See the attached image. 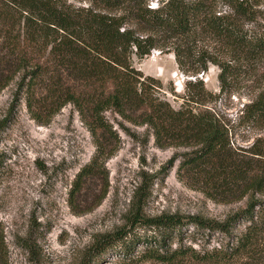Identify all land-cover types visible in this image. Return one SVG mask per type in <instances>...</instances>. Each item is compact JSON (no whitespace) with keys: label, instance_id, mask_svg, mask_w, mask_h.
<instances>
[{"label":"trees","instance_id":"trees-1","mask_svg":"<svg viewBox=\"0 0 264 264\" xmlns=\"http://www.w3.org/2000/svg\"><path fill=\"white\" fill-rule=\"evenodd\" d=\"M152 1L93 0L76 5L66 0H0V92L18 78L3 122L23 94L32 118L40 124L67 104L75 106L96 151L78 172L72 197L90 178L104 173L106 161L120 148L118 129L106 115L114 111L122 118L119 127L134 139L145 144L148 135L141 139L124 121L147 125L160 147L188 148L176 152L160 174L179 160L178 177L207 197L224 203L247 199L244 207L223 220L171 212L147 215L156 174L143 171L127 223L96 236L81 264H91L94 257L117 247L124 264H264V136L246 148L235 146L232 127L216 112L208 107L174 108L160 96L162 80L134 64V56L142 59L155 48L174 52L179 68L193 75L214 63L225 90L245 65L264 60V0H158L156 6ZM190 62L196 66L190 68ZM187 87L191 101L206 105L211 92L202 79L189 80ZM242 111L241 117L252 127L264 121V86ZM108 191L106 175L88 209L99 205ZM242 222L247 223L246 230L234 235L233 229ZM190 226L220 232L226 243L203 250L188 245ZM21 243L35 255L31 236ZM7 263L0 222V264Z\"/></svg>","mask_w":264,"mask_h":264},{"label":"rangeland","instance_id":"rangeland-1","mask_svg":"<svg viewBox=\"0 0 264 264\" xmlns=\"http://www.w3.org/2000/svg\"><path fill=\"white\" fill-rule=\"evenodd\" d=\"M66 1L89 5L93 0ZM157 1L153 0L151 5L156 6ZM134 64L145 74L162 80L160 96L174 108L208 107L216 112L232 127L235 146L246 148L256 138L264 136V121L252 127L241 117L244 105L264 86V60L245 65L238 79L225 90L219 80L220 69L214 63H209L207 71L193 75L179 68L174 52L155 48L142 59L134 56ZM193 65L196 66L190 62L188 66L192 68ZM197 79H202L211 92L206 105L189 98L187 82ZM17 80L0 92V222L7 245V264H81L96 236L115 231L127 223L134 191L143 171L156 174L145 206L147 215L171 212L223 220L246 205V198L217 202L190 187L178 177L179 160L172 169L160 174V169L176 152L188 148L160 147L147 125L124 121L141 139L148 135V142L144 144L119 127L122 118L114 111L106 115L118 129L120 148L106 161L104 173L90 178L82 191L72 197L78 172L96 151L92 133L72 103L64 106L48 123L40 124L32 118L25 94L5 124L3 120L8 116ZM106 175L109 181L106 197L99 205L88 209L100 193ZM246 227V222L238 224L233 234L240 235ZM138 231L145 233L146 230L140 228ZM27 236L36 242L33 256L21 243ZM185 238L186 244L199 250L219 247L227 240L220 232L210 234L194 226L189 227ZM91 262L124 264L123 253L119 247L113 248ZM139 264L162 263L143 261Z\"/></svg>","mask_w":264,"mask_h":264}]
</instances>
